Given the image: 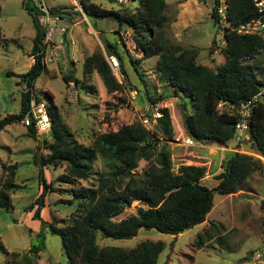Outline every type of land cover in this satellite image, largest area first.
Segmentation results:
<instances>
[{"label": "trees", "instance_id": "1", "mask_svg": "<svg viewBox=\"0 0 264 264\" xmlns=\"http://www.w3.org/2000/svg\"><path fill=\"white\" fill-rule=\"evenodd\" d=\"M95 1L82 0L89 18H112L120 26L127 25L133 30V40L136 48L142 50L143 58L157 57L159 80L170 86L176 96L183 100V127L189 136L197 141L223 145L234 139L238 115L236 112L220 113L217 105L220 101L238 105L262 88L263 81L249 61L264 52V40L236 32L222 33L226 39L222 49L225 62L218 70H213L197 63L198 49L182 48L168 39L166 0H137L136 9L125 8L123 12L101 8ZM23 3L33 17L36 28L31 52L35 61L27 72L20 75L28 91L33 90L46 66L42 53L44 33L37 20L39 9L33 0H24ZM216 4L217 0H214L211 18L218 26L214 10ZM230 4L229 16L235 23L247 21L256 15L252 0H230ZM1 12L0 4V16ZM218 30L221 32L220 28ZM3 39L0 24V44ZM105 49L108 55L119 59L122 77L129 82L119 45L105 40ZM83 67L86 76L94 72L100 76L107 93L121 91L123 86L102 52H93L85 59ZM8 73L14 75V72ZM64 79L68 83L77 81L72 74L64 76ZM25 93L19 113L0 118V131L12 123L21 122L25 117L30 100V95L25 99ZM46 95L51 102L48 105L52 118L49 132L53 140L48 144L49 155L36 152L33 158L39 169L38 180L42 189L30 206V211L34 210L33 219L41 223V231L36 235L38 242L30 248L36 254L45 248V233L49 231L61 238L68 264H158L165 248L164 241L147 240L131 249L100 247L97 232L107 238L128 239L144 228L177 236L206 221L214 206L216 193L228 195L238 192L253 172L264 167L260 158L235 152L226 161L218 184L209 187L202 182L205 173L203 167L183 164L178 171H174L170 153L160 147L161 132L156 126L147 128L141 121L123 124L117 130L98 134L90 146H85L60 122L54 95ZM37 99L41 98L37 96ZM150 99L152 104L157 103L155 98ZM186 100L192 103V113H188ZM52 109H55L54 113ZM162 111L159 123L164 126L163 133L170 134L173 125L170 111L168 108ZM249 125L250 150L264 158V99L253 107ZM28 132L37 138L40 136L34 126L28 127ZM98 157L103 160L105 168L98 173L97 184L73 191V198L79 202V214L63 226H59L55 220H44L41 211L45 207L47 194L60 190L53 182H48L45 169L50 165L55 168L65 165L61 180L74 185L90 177ZM142 160L147 161V165L139 172ZM13 177L14 171L11 178L0 186V209L9 210L12 206L11 192L17 187ZM135 200L145 202L148 207H140L136 215L115 221L114 218ZM205 236L207 234L198 235V245ZM207 239L211 237L207 236ZM0 247H4L3 243H0Z\"/></svg>", "mask_w": 264, "mask_h": 264}, {"label": "rangeland", "instance_id": "2", "mask_svg": "<svg viewBox=\"0 0 264 264\" xmlns=\"http://www.w3.org/2000/svg\"><path fill=\"white\" fill-rule=\"evenodd\" d=\"M23 1L0 0V24L4 35L0 44V118L19 113L23 95L27 91L20 75L28 71L32 61L36 28ZM43 1L51 12L72 7L70 0ZM206 1L205 7L211 8L213 0ZM95 2L101 8L120 12L125 8L133 11L138 5L137 0L128 6L112 0ZM169 2L170 8L166 10L168 39L182 48L198 49L197 63L218 70L225 62L222 49L226 39L209 13L202 8L196 33L195 30L186 31L178 41L170 27L178 12L175 0ZM89 21L90 24L80 22L74 25L67 36L59 39L58 47H66V50L61 51L60 60L46 64V69L31 91L47 105L51 102L46 93L54 95L60 122L85 146H90L98 134L140 121L142 110L152 105L150 98H155V104L162 109L168 108L171 114L172 133H163L161 123L156 128L161 132L160 147L170 153L174 171H178L183 164L203 167L205 173L202 182L209 187L216 186L226 161L236 152L234 149L249 151L250 142L240 141L235 135L234 139L223 145L197 141L189 136L183 127V100L176 96L170 86L159 80L157 57L143 58L142 50L136 48L133 40V30L127 25L120 26L112 18H89ZM105 40L119 45L129 73L127 82L120 71L118 74L114 72L123 87L120 92L112 94L107 93L96 72L86 76L83 69L85 59L93 52L100 51L105 57L108 55ZM249 62L264 81V52ZM10 71L14 75L9 74ZM68 74L74 75L77 81L66 82L64 76ZM135 90L138 91L136 96L133 94ZM186 101L188 113H192V103ZM52 111L54 113L55 109ZM39 137L30 135L21 122L12 123L0 131V186L11 178L12 171L17 186L11 192V208L0 209V243L4 246L0 247V264H68L61 238L49 231L45 233V248L39 254L30 250L38 242L36 235L41 231L40 221L33 219L34 210L30 211V206L42 190L38 180L39 169L33 158L36 152L49 155L48 144L53 140L51 132ZM184 138H192L197 145H185ZM257 157L264 163L263 157ZM146 165L147 161L142 160L138 171L142 172ZM104 168L103 160L98 157L90 177L74 185L61 180L65 165L46 168L48 182H53L60 190L47 194L45 207L41 211L43 219L49 222L55 220L59 226L70 222L79 214V202L73 198L74 189L96 185L98 173ZM140 207L147 208L148 205L135 200L114 220L136 215ZM199 234H207L211 239L205 236L198 245ZM147 240H162L165 243L158 264H264V259L257 257L264 251V167L253 172L238 192L228 195L216 193L214 206L206 221L177 236L144 228L128 239L107 238L97 232L100 247L131 249Z\"/></svg>", "mask_w": 264, "mask_h": 264}, {"label": "built area", "instance_id": "3", "mask_svg": "<svg viewBox=\"0 0 264 264\" xmlns=\"http://www.w3.org/2000/svg\"><path fill=\"white\" fill-rule=\"evenodd\" d=\"M39 9L37 20L41 27L44 36L42 44L44 49V63H52L60 60L62 56V50L65 48H59V39L67 36L71 28L79 24L80 22H87L90 24L89 17L84 11L82 0H70L71 8L62 9L51 12L46 6L43 0H33ZM117 4L128 6L132 0H112ZM256 15L247 21L235 23L230 19V0H217L215 7V13L218 17V27L222 33L236 32L239 35H253L258 36L264 40V0H252ZM213 12V8L212 11ZM49 54V55H47ZM106 59L110 64L113 72L118 74L120 71L119 59L114 55H106ZM33 63L35 57L32 56ZM121 72V71H120ZM122 74V73H121ZM133 94L138 95V91L135 90ZM29 108L25 117L21 120V123L25 127L34 126L39 135L46 134L52 128V118L48 110V105L37 99V96L30 91ZM264 99V81L262 88L255 93L252 97L241 101L238 105H234L230 102L220 101L217 108L220 109V113L233 114L236 112L238 120L235 125L236 136L238 140H250L249 127L250 118L253 112V107L260 100ZM217 109V110H218ZM163 116L162 108L159 104H152L144 108L140 115V121L142 124L149 128L150 126H157L159 119ZM183 143L187 146L197 145L192 138H184ZM225 148V147H224ZM236 152H243L259 156L253 151H246L243 148L234 149ZM262 158V157H261ZM258 258L264 259V251L257 255Z\"/></svg>", "mask_w": 264, "mask_h": 264}, {"label": "crops", "instance_id": "4", "mask_svg": "<svg viewBox=\"0 0 264 264\" xmlns=\"http://www.w3.org/2000/svg\"><path fill=\"white\" fill-rule=\"evenodd\" d=\"M167 1V8H170V2ZM174 2V0H173ZM206 0H175L174 4L176 7V11L178 12L177 18L171 22L170 27L175 33V37L178 41H181V36L189 30H195V27H198L197 24L201 22L200 19H198L199 14L201 13V10L207 11L209 13V16H211V8H206L205 3ZM214 4V0H213ZM197 30H195L196 33ZM32 60V57H31ZM33 60L31 61L29 68L32 66ZM13 72V71H10ZM40 139V137H38ZM39 225V222H38Z\"/></svg>", "mask_w": 264, "mask_h": 264}, {"label": "water", "instance_id": "5", "mask_svg": "<svg viewBox=\"0 0 264 264\" xmlns=\"http://www.w3.org/2000/svg\"><path fill=\"white\" fill-rule=\"evenodd\" d=\"M29 94H30V90H28V91L25 93V99H26V100L28 99Z\"/></svg>", "mask_w": 264, "mask_h": 264}, {"label": "clouds", "instance_id": "6", "mask_svg": "<svg viewBox=\"0 0 264 264\" xmlns=\"http://www.w3.org/2000/svg\"><path fill=\"white\" fill-rule=\"evenodd\" d=\"M31 91V90H30ZM255 156V155H254ZM257 157V156H256ZM262 157V156H261Z\"/></svg>", "mask_w": 264, "mask_h": 264}]
</instances>
